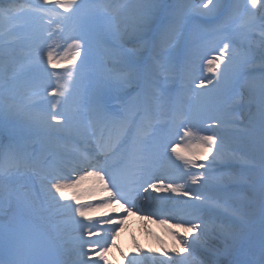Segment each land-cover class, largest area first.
<instances>
[{"label":"snow or ice","instance_id":"1","mask_svg":"<svg viewBox=\"0 0 264 264\" xmlns=\"http://www.w3.org/2000/svg\"><path fill=\"white\" fill-rule=\"evenodd\" d=\"M48 4L62 9L58 15L61 22H67V25L61 28L58 23L56 35L64 40L71 55L57 58L51 47L46 52L41 48L35 53L38 57L36 62L43 65L46 61L47 67L54 71L62 70L67 77H58L57 84L48 93L54 102L47 110V119L40 109V101L31 99L39 96L36 88L25 93L29 99L23 107L18 99L20 94L14 87L0 88V127L8 120L17 121L13 132L22 141L10 150V162L0 161V180L21 177L26 174V169L35 170L28 163L24 147L29 139L37 136L47 138L48 155L57 163L44 172L48 184H41L39 196L24 185L13 189L0 184V211H11L14 220L11 226L0 228V264H97L89 255L94 249H86L85 245L98 244L99 241L84 238L85 235H94L97 224L92 222L93 214L101 209H108L117 215L121 210L125 214L132 213L141 188L145 192L150 188L158 193L190 197L185 204L200 213L222 207V201L211 193L204 195L198 192L193 195L185 187V178H190L193 185L203 187L206 184L210 166L206 168L201 161H207L213 153V163L223 158V138L216 133V129L237 125L243 90L234 91L231 87L223 90L214 101L212 111L216 114L213 115H208V110L203 107L184 103L189 71L188 60L180 54L185 16L179 6L165 12L161 0H147V3L139 5L121 3L120 0H42V5H37L32 11L39 12L43 5ZM128 7L141 9L136 24L131 28L122 27L119 22L121 12ZM203 9L208 10L205 15L215 12L223 17L217 28L219 31L241 13L253 18L256 11L264 10V0H245L244 5L239 0H199V7L195 11ZM16 11L14 0H9L6 7L0 0V16L11 19ZM261 20L264 21V16ZM261 28L260 47L264 49V24ZM93 29L103 30L105 34L103 68L89 85L90 94L86 102H75L73 110L66 113L60 109L72 98L80 75L77 61L85 43L84 34ZM52 37L53 33H49L47 39L51 40ZM146 37L151 39L146 41ZM15 39L11 29L0 35V79L9 75L15 79L16 74L31 70V64L21 63L13 55L10 45ZM232 44L233 41L223 42L220 54L207 59L209 73L222 72L224 54L230 51ZM255 53V46L249 43L242 66L252 63ZM261 56L264 58V51ZM238 80L237 74L234 82ZM193 84L192 91L197 97L208 90L209 84L215 87L211 79L207 82L200 79L199 83L193 80ZM260 87L258 117L250 118L239 131L251 143L258 142L260 146L259 202L261 224L264 226V82ZM197 88L201 92H195ZM248 90L251 91L250 88ZM188 100H191V96H188ZM174 121H179L177 127L183 128L182 142L165 143L168 125ZM205 121L210 122L208 129L201 126ZM69 138L71 143L67 142ZM166 166L181 174L176 178L157 175ZM201 168L205 169L204 173L192 171ZM65 169H68L67 175ZM71 173H75V176ZM224 179L218 177L216 184L222 185ZM86 184L89 186L85 187ZM100 194L103 195L98 204L90 202ZM154 199L160 215H163L164 203L174 197L157 196ZM192 201L199 204L194 205ZM253 202L250 200V203ZM36 212L46 213L43 219L49 223L54 242L63 247L66 259L36 258L40 249L26 219ZM151 215L153 213L144 218ZM57 217L64 219L53 226L52 221ZM160 222L167 221L161 219ZM123 223V216L104 221L110 227L99 252V260H105L104 253L109 250L107 241L115 245V237ZM185 223L190 226L185 227ZM173 227L183 228L185 233L177 240L178 247L172 249L182 264H225L221 257L227 258L226 264H264V227L258 250L253 247L245 249L241 244L240 232L225 234L191 221L177 223ZM67 228L79 230V237L64 239ZM197 230L201 236H205L203 242L201 236L197 235L188 239ZM210 238L221 240L223 246L209 251V258L205 261L198 245L207 244ZM124 255L127 264H146L149 260H155L154 250H144L139 245H136L135 253Z\"/></svg>","mask_w":264,"mask_h":264},{"label":"bare ground","instance_id":"2","mask_svg":"<svg viewBox=\"0 0 264 264\" xmlns=\"http://www.w3.org/2000/svg\"><path fill=\"white\" fill-rule=\"evenodd\" d=\"M120 2L129 5H139L141 3H147V0H120ZM239 2L241 5H244L245 0H239ZM2 3L6 7L9 0H2ZM161 3L164 5L165 12L174 10L179 6L185 16V34L183 49L180 54L188 60V69H191L193 74L189 73V77L186 80L184 103H190L193 107H203L208 110V115H213L216 113L212 111V106L216 97L223 90L230 87L234 91L243 90V101L238 108V113L242 116L240 118L238 117L237 125L216 129V133L223 138V158L213 163L212 156L215 155L213 153L210 154L207 161H201L206 168L210 166L206 184L203 187L199 184L193 185L190 182V178H185L187 181L185 187L189 188L193 195L198 192L204 195L211 193L222 201V207L204 213L192 210L191 214L194 218H191V215H183L182 217L193 221L197 219L202 220L207 217L209 222L197 224L207 226L211 230L222 231L225 234L229 232H240L242 234V246L245 249L253 247L258 250L262 237V227H264L261 224L259 202L260 146L258 142L253 144L246 139L244 133L239 131V129L242 124H247L253 116L258 117L260 109V86L264 82V58L261 56V52L264 49L260 47V35L262 32L261 25L264 24V21L261 20V17L264 16V10L256 11L253 18H249L246 13H241L233 22L229 23L230 26L223 27V30L218 31L213 27V23L223 19V17H220L215 12L205 15L208 11L207 9L196 12L195 10L199 7L197 0H161ZM14 5L17 9L14 18L10 19L5 16H0V35L7 33L10 29L13 30V35L16 39L10 45L12 53L19 62L31 64V70L27 73L16 74L15 79H12L11 75L0 79V88L7 89L14 87L20 94L18 99L21 101L22 107L27 105L29 99L25 93L36 88L39 96L31 97V99L40 101V109L44 111L45 119H47V110L50 109L51 103L54 102V98L48 95V93L57 84L58 77L63 76L66 78L67 73L62 70H52L47 67L46 61L43 65L37 63L38 57L35 56V53L41 48L46 52L51 47V50L57 58L66 54L71 55V51L67 50V45L64 40L56 35L58 32L57 24L59 23L61 28H64L67 22H61V17L58 13H61L62 9L52 4L43 5L39 12L32 11L37 5H42V0H14ZM209 8H211V5H209ZM140 11L141 9L139 7H128L124 9L119 17L121 26L128 28L134 26ZM110 22L104 21L103 23ZM204 23L209 25L208 30L204 29ZM49 33H53L51 40L47 39ZM253 33L255 34L254 36L251 35ZM108 39H111L110 35ZM150 39V37L145 38L146 41ZM104 40L105 34L103 30L97 31L93 29L84 34L85 43L81 50V57L77 61V64L80 65V75L74 85L72 98L64 105L63 109H60L61 111L66 113L71 112L75 106V102H86L87 96L90 94L89 85L97 79L103 68ZM227 41H233L234 45L232 44L230 51L224 54L225 64L227 66L225 67V64L221 65L222 72L217 74L209 73L206 68V61L202 65V62L199 60L200 57L198 59H192V54H196L200 51V48L210 44L212 45L210 50L218 52L222 48L223 42ZM218 42H220V47L216 46ZM242 43L244 45L243 47H241ZM249 43L253 44L256 48L255 59L252 63L242 66L243 55ZM229 56L230 59H228ZM81 60L83 61L82 64ZM45 68H47V71H45ZM237 74L239 75V80L234 82V77ZM200 79H205L206 82L208 79H211L215 87L209 84L208 90L197 97L192 91L194 88L193 80L199 83ZM249 88L251 91L248 90ZM195 92H201V90L197 88ZM188 96H191V100H188ZM209 123V121H205L201 126L208 129ZM16 125L17 121L8 120L3 127H0V143L2 140L4 145L8 146L10 150L22 143L13 132ZM182 132L179 131L177 135L182 136ZM204 134H211V132H205ZM67 142L71 143V138ZM180 142H182L181 139ZM24 151L27 154L28 163L35 170L29 169L31 170L30 173H26L15 179L6 178L0 180V184L13 189H19L21 185H24L29 191L35 192L39 196L41 194V184L43 183L45 186L48 184V180L45 178L44 173H42L43 169H48V163H44V161L49 160L51 167L57 161H54L48 155L47 138L37 136L29 139L25 143ZM0 152L4 153V148L0 149ZM32 159L35 160L34 163L30 162ZM166 168L170 171H178L170 166ZM192 171L199 174L204 173L205 169H193ZM64 173L67 175L68 169H65ZM71 175L75 176V173H71ZM218 177L225 178L222 185L216 184ZM228 177H232V179H228ZM180 182L184 183V181ZM88 186L89 184L85 185V187ZM243 191L248 192L249 195ZM101 195L103 194L93 197L90 202L98 204ZM164 195L181 197L173 193H164ZM182 198L188 199L190 197ZM250 200L254 202L250 203ZM169 202L177 203L180 200L169 199L165 203ZM61 203L69 202L62 201ZM192 204L198 205L199 203L192 201ZM0 215L8 222L14 223L13 213L11 211H0ZM45 215L46 213L36 212L26 217V219L31 220L33 225L43 226L50 230L49 223L43 219ZM120 215L124 217V223L121 225L123 231L119 240L121 253L123 255L135 253L132 244H136L141 249L154 250L155 256L162 259V261H158L159 263L169 264L171 260L167 261L165 259L166 257L164 258L162 250L175 254L172 249L178 247L177 240L185 235L183 228L167 227L166 229H160L149 223L145 226L146 223L143 225L139 224L138 221L129 222L126 220V214L123 210L117 215L108 209H101L94 213L92 222H95L98 218H102L101 221L104 222L108 218L116 219L115 216L118 217ZM62 219L64 218H55L52 221V225H55L53 222L57 223ZM77 219L81 218L77 217ZM84 222L87 223L88 221ZM129 223L131 224L128 226ZM177 233L178 235H176ZM79 235V230L67 228L64 233V239H67L69 236L78 238ZM192 235L201 236V233L197 230L190 234L188 239H191ZM204 240L205 236H201V241L203 242ZM92 241H99L98 244L93 243L98 247L104 244L103 240L92 239ZM210 246L217 248L222 247L223 244L221 240L210 238L207 244L201 243L198 245V247L203 249L202 253L204 255L208 253L205 251L213 250ZM156 259L154 261L149 260L146 264L150 262L152 264L156 263ZM221 259L226 264L227 258L221 257ZM125 263V261L122 262V264ZM171 264H182V262L176 261Z\"/></svg>","mask_w":264,"mask_h":264},{"label":"rangeland","instance_id":"3","mask_svg":"<svg viewBox=\"0 0 264 264\" xmlns=\"http://www.w3.org/2000/svg\"><path fill=\"white\" fill-rule=\"evenodd\" d=\"M240 116H242V115H238V117L240 118ZM211 248H213L212 246H210ZM213 249H215V248H213ZM205 252H209V251H205ZM165 252H163V254H164ZM113 256V255H112ZM114 257V256H113ZM165 257L168 259V260H171V262H170V264L172 263V262H179L180 261V259H179V257L178 256H176V255H172V254H170V253H168L167 252V255H165ZM203 258L205 259V261H207V259L209 258L208 257V255H204L203 254ZM160 260V258H158V260H156V263L155 264H161V263H159L158 261ZM161 261V260H160Z\"/></svg>","mask_w":264,"mask_h":264}]
</instances>
